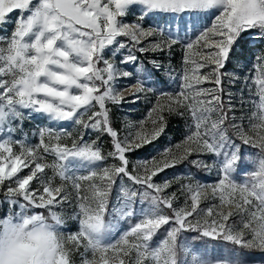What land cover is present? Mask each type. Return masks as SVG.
Returning <instances> with one entry per match:
<instances>
[{
	"label": "snow or ice",
	"instance_id": "snow-or-ice-1",
	"mask_svg": "<svg viewBox=\"0 0 264 264\" xmlns=\"http://www.w3.org/2000/svg\"><path fill=\"white\" fill-rule=\"evenodd\" d=\"M175 48L161 87L138 54ZM125 78L152 100L122 136ZM0 206V264H264V0H0Z\"/></svg>",
	"mask_w": 264,
	"mask_h": 264
},
{
	"label": "rangeland",
	"instance_id": "rangeland-1",
	"mask_svg": "<svg viewBox=\"0 0 264 264\" xmlns=\"http://www.w3.org/2000/svg\"><path fill=\"white\" fill-rule=\"evenodd\" d=\"M19 13H14L13 18L15 16H18ZM128 38H124V41L126 42ZM155 42V41H153ZM143 43V42H142ZM153 59H156L163 67H161L159 70H154L157 72L155 75H159L161 81L165 82V84H171V80L169 79V70L173 69L175 71L179 70L180 66V60H181V49L175 48L173 52H156V53H144V54H138V60L145 64L148 68H152L151 63H148L152 61ZM117 63H119L117 61ZM240 67H243V65H240ZM129 71H133V65H129L127 69ZM228 74H232V66H229ZM172 75H175V72L172 73ZM239 75V74H237ZM158 79V78H157ZM134 78H125L122 80H119L117 83L121 86L122 91H125V101L122 102L118 106H113L109 104V107L112 109L110 114V119L112 120L115 127L118 129V131L121 133V135H126L129 131H134V125L136 122L144 118L147 114V111L149 109V100H152V97L149 96L148 99H145L143 95L140 96L139 101L132 103L131 101L134 99V96L131 94V87L135 84ZM124 85H127L128 88H123ZM161 86V85H160ZM206 87H211V85H205ZM224 90L226 93H231L234 96H239L240 92L239 89L243 88V84H233L231 81H225L224 82ZM166 87V86H164ZM172 87H175V85H172ZM166 90H170L166 88ZM225 100H227V95L224 97ZM154 103V101H153ZM248 105H245V110L240 111L238 110L236 115H251V112L248 111ZM237 108L239 109V105H237ZM252 111H258L256 107L252 106ZM215 117H213L214 119ZM40 126H51L56 127L55 124L50 123L48 121H45L44 124H41L39 121L35 120H26L23 126V132L26 134L27 139L31 142H36V138L32 135L33 132H35L36 128ZM185 125L182 120H179L177 118H173L170 120V125L168 129L166 130L167 134L163 136L158 142H156V145H152L146 153V156L142 157H132L133 161L137 159L147 158L150 154L155 155V149L161 148L169 143V141L172 142H178L180 139L183 138V134L185 133ZM68 131L72 132L73 136H75L78 132L84 131L83 129L79 128L78 126H71L68 128ZM87 136L90 139H95V135L88 131ZM110 143V140L108 138H104V149L103 151L107 152L108 149L107 145ZM158 147V148H157ZM211 162L210 160L208 161ZM171 173L170 170H166V173ZM175 175H180V172L174 173ZM173 176V175H172ZM216 173L215 171L211 173L207 172H201L196 178L199 179L201 182L204 183H212L215 180ZM183 183H188L189 180L187 176L181 177ZM211 203H218L217 201H206L204 203V207L210 206ZM72 226V222H69V227Z\"/></svg>",
	"mask_w": 264,
	"mask_h": 264
},
{
	"label": "trees",
	"instance_id": "trees-1",
	"mask_svg": "<svg viewBox=\"0 0 264 264\" xmlns=\"http://www.w3.org/2000/svg\"><path fill=\"white\" fill-rule=\"evenodd\" d=\"M157 72H155V74H156ZM155 77L156 78H158L160 81H161V79H160V76L159 75H155ZM164 86H166V84H165V82H163V81H161V87H164ZM153 145H156V142H154V144ZM150 147H146L144 150H138L137 151V153H136V157H142V156H146V152L148 151V150H150L149 149ZM158 148V147H157ZM151 151V150H150ZM153 151V150H152ZM151 151V152H152ZM155 153V152H154ZM134 156V157H135ZM181 170H183L185 173H187V171H188V169L187 168H184V169H181L180 167H178L177 169H175V170H170V172L171 173H166V175L169 177V178H171L172 177V175H174V173H177V172H181ZM193 173H195V169H192L191 170ZM0 210H2V206H0ZM209 250H210V256H217V255H223V254H225V252H226V249H217V250H215V251H213L212 250V245H209Z\"/></svg>",
	"mask_w": 264,
	"mask_h": 264
}]
</instances>
